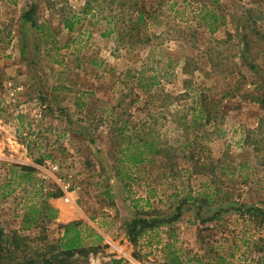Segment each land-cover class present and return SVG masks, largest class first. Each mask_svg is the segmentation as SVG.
I'll list each match as a JSON object with an SVG mask.
<instances>
[{
  "label": "rangeland",
  "instance_id": "rangeland-1",
  "mask_svg": "<svg viewBox=\"0 0 264 264\" xmlns=\"http://www.w3.org/2000/svg\"><path fill=\"white\" fill-rule=\"evenodd\" d=\"M28 29L48 106L24 123L61 139L21 140L33 171L2 155L0 264H264V0H0V69L30 84Z\"/></svg>",
  "mask_w": 264,
  "mask_h": 264
},
{
  "label": "crops",
  "instance_id": "crops-1",
  "mask_svg": "<svg viewBox=\"0 0 264 264\" xmlns=\"http://www.w3.org/2000/svg\"><path fill=\"white\" fill-rule=\"evenodd\" d=\"M86 8L87 7L84 6V9ZM66 21H69V20H66ZM71 27H72L71 30H73L74 23L72 22V20H71ZM28 30H27V36L21 37V40H22L21 48L22 50H24L25 56L27 55L26 58L28 59L22 58L21 61L26 67L25 73L29 74V71L32 69L30 73L31 76L29 77L31 79L30 84L22 82L21 80H18L20 76L15 75V79L9 78V76H6V73L0 69V77H3L4 75V81H5V82L3 81L4 83L0 85V93L3 94V96L5 97V101L7 100L8 103H10L14 107L12 111H9L8 114L4 115L3 119L0 118V160L3 158L2 155H6L5 157H6V160L8 161V165H11V167L13 165H17V166L22 167V169L24 170L33 171L34 168H31L32 166H28V165L36 166L38 164L36 162L35 163L31 162L29 158H32V156L38 157L39 155L34 154L35 151L32 148H30L29 145H25V144L23 145L21 140L34 141L35 139L36 141L43 143V141H47V138H43L45 136L50 137V139H52L54 136H55V139H61V135L57 134V129H54V131L45 130V132L48 131L49 133H51L53 137L49 136L47 133L34 134L33 132L34 130H32L30 126L28 127L29 123L27 124L24 123V119H25L24 114L28 115L31 113L32 107L29 105L33 104L35 100L36 102H39L41 106H45V107L48 106L47 105L48 101L43 99L44 98L43 96H39L40 92L44 91V88L41 86L40 83H38V80H39L38 78L40 77L39 76L40 74L39 75L36 73L35 75L33 74V68L36 69L37 63H35V65H32L30 67L27 65L28 62L32 63V61L34 60L36 61L37 58H39L38 57L39 54L43 52V51H40L41 47L37 43L38 36H37L36 31L34 32V35H36L35 38L31 40L28 37V33L31 38L34 36L31 30H29V32ZM17 37L20 38L19 35H17ZM18 42H19V39H18ZM22 50H21V53H22ZM33 93L35 95H32ZM33 96H35V98H32ZM13 113L14 114L16 113L17 115L16 123L14 125L12 122L9 121V117H8V116H11ZM31 126H35V123L32 122ZM27 129L31 131L30 135H28L26 132L21 133ZM1 130L3 133L1 132ZM76 135L81 137V134H79L77 131H76ZM5 151L7 152L4 153ZM72 202L75 203L73 199H72Z\"/></svg>",
  "mask_w": 264,
  "mask_h": 264
},
{
  "label": "trees",
  "instance_id": "trees-1",
  "mask_svg": "<svg viewBox=\"0 0 264 264\" xmlns=\"http://www.w3.org/2000/svg\"><path fill=\"white\" fill-rule=\"evenodd\" d=\"M34 11H36V8L35 7H32L30 11H28L27 13H25V19L27 22L31 23V26L34 27V28H38L39 26L36 24V21L35 19L33 18L34 16ZM70 29H72L71 26H69ZM39 29V28H38ZM195 118L197 119V121L199 119H206L207 116H208V113H207V108L203 107V106H198L196 109H195V114H194ZM196 122V121H195ZM193 123V126L196 125V123ZM157 145V141L155 139H153L151 142H145L144 144H137V145H134L133 147H129L128 150L130 151L131 149H134L136 151L135 154H133L132 158L134 159L135 162L137 163H143V162H146V158H145V152L144 148H146L148 151L150 150L153 151L155 150V146ZM209 200H212V198L210 197ZM39 213V211H38ZM217 216H215L216 218ZM142 223H145V222H142ZM74 224H69L66 226V237H65V241L63 243V247L66 249L67 253H69L68 255H73V253H75L76 251H79L81 250V244H80V241H79V232H77L76 230L74 231L73 230V227ZM72 231L73 233H75V235H72ZM71 233V236H69ZM1 235V234H0ZM83 255H87V252L86 250L84 251L82 249V252Z\"/></svg>",
  "mask_w": 264,
  "mask_h": 264
}]
</instances>
